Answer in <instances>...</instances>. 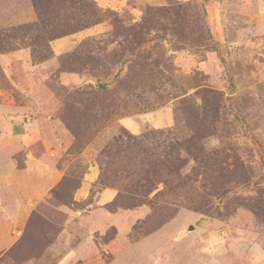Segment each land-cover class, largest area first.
I'll use <instances>...</instances> for the list:
<instances>
[{
    "label": "rangeland",
    "instance_id": "obj_1",
    "mask_svg": "<svg viewBox=\"0 0 264 264\" xmlns=\"http://www.w3.org/2000/svg\"><path fill=\"white\" fill-rule=\"evenodd\" d=\"M33 5L36 21L0 22V91L16 90L9 53L28 50V66L9 65L17 83L53 59L33 92L61 126L68 176L0 251V264H264V0H164L136 26L93 0ZM108 17L112 35L54 60L53 41ZM60 72L88 78L67 87ZM164 111L170 126L147 123ZM128 117L144 125L139 133L121 125ZM93 173L91 193L77 200ZM104 188L117 193L98 207ZM13 215L0 213V223Z\"/></svg>",
    "mask_w": 264,
    "mask_h": 264
},
{
    "label": "crops",
    "instance_id": "obj_2",
    "mask_svg": "<svg viewBox=\"0 0 264 264\" xmlns=\"http://www.w3.org/2000/svg\"><path fill=\"white\" fill-rule=\"evenodd\" d=\"M162 1L164 0H93L102 13L114 12L129 26L137 25L141 21L144 8L159 6ZM0 5V22L21 21L24 24L37 20L38 15L32 0H0ZM211 26L216 39L223 41L225 34L222 18L220 20L214 14ZM116 29L112 18L100 19L95 25L53 41V58L58 61L60 56L72 52L83 41L110 36ZM8 55L4 62L6 77L17 91L22 90L20 86L24 83L28 88L23 90L21 96L27 105L21 108L17 101L18 95L15 97L16 90L0 91V213L14 214L11 220L4 217L5 220L0 223V251L10 246L11 241V245L17 244L19 235L25 231L36 208L48 199L51 192L68 176L67 160L59 159L63 153V137L57 136L56 133H60L61 126L54 124L51 119L54 111L44 107L48 105V102L45 103L48 98H41L33 92L43 86L51 74L46 70L43 71L45 73L41 71L55 62L51 59L45 63L31 65L26 75L23 74L25 77L23 76L22 82L17 83L12 76L14 70L9 67L14 61L28 66L27 62L22 61L29 57L28 50L15 51ZM34 71L41 74L39 79ZM87 78V75L75 72H60L58 75L60 82L67 87L81 86ZM151 120L153 125L166 127L171 125L173 117L165 111L147 114V123ZM120 123L134 134L144 127L129 117L122 118ZM54 155L58 158H53ZM95 175L97 174H88V177L84 178L75 194L77 200L87 199ZM116 193L113 188L102 189L96 205L103 207L110 204Z\"/></svg>",
    "mask_w": 264,
    "mask_h": 264
},
{
    "label": "water",
    "instance_id": "obj_3",
    "mask_svg": "<svg viewBox=\"0 0 264 264\" xmlns=\"http://www.w3.org/2000/svg\"><path fill=\"white\" fill-rule=\"evenodd\" d=\"M194 230H196L195 226H190V227H188V231L187 232L189 233V232H192Z\"/></svg>",
    "mask_w": 264,
    "mask_h": 264
},
{
    "label": "trees",
    "instance_id": "obj_4",
    "mask_svg": "<svg viewBox=\"0 0 264 264\" xmlns=\"http://www.w3.org/2000/svg\"><path fill=\"white\" fill-rule=\"evenodd\" d=\"M33 2H34V0H32ZM99 21L98 20H96L95 22H93V23H91L89 26H87V27H90V26H92V25H95V24H97ZM136 26V25H135ZM87 27H85V28H87ZM84 29V28H83ZM156 189V188H155Z\"/></svg>",
    "mask_w": 264,
    "mask_h": 264
}]
</instances>
